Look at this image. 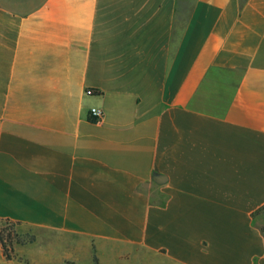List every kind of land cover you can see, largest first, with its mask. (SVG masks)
<instances>
[{
    "label": "crops",
    "instance_id": "crops-1",
    "mask_svg": "<svg viewBox=\"0 0 264 264\" xmlns=\"http://www.w3.org/2000/svg\"><path fill=\"white\" fill-rule=\"evenodd\" d=\"M262 208L264 0H0V264H264Z\"/></svg>",
    "mask_w": 264,
    "mask_h": 264
},
{
    "label": "trees",
    "instance_id": "trees-1",
    "mask_svg": "<svg viewBox=\"0 0 264 264\" xmlns=\"http://www.w3.org/2000/svg\"><path fill=\"white\" fill-rule=\"evenodd\" d=\"M90 121L96 122L92 118ZM261 210H264V208L256 211L255 214H258ZM5 223H7V222H5ZM11 225L13 226V224H11ZM10 229L11 228H9V227L0 228V248H1V252H2L3 257L8 261H10L14 258L13 250H12V240H11ZM5 232H7V234ZM28 241L32 242V238H30ZM16 243L21 244L22 241L17 240ZM93 260H94V264H97L95 257Z\"/></svg>",
    "mask_w": 264,
    "mask_h": 264
},
{
    "label": "rangeland",
    "instance_id": "rangeland-1",
    "mask_svg": "<svg viewBox=\"0 0 264 264\" xmlns=\"http://www.w3.org/2000/svg\"><path fill=\"white\" fill-rule=\"evenodd\" d=\"M29 1H30V3L38 4L41 0H29ZM190 2H191V0H181V3H182L183 5H189ZM254 219H255L254 221H255L256 223H258V221H259V216H258V214H256V215L254 216ZM4 227H9V228H11V229H10V233H11L12 247L15 246V245H18V243H16V241H17V240H20V239H22V238L17 236V234H16V232H15V230H14V225L12 226L11 224H9V223H5V222L0 223V228H4ZM5 233L7 234V232H5ZM24 240H29V238L27 239V237H26V238H24ZM28 242H29V241H28Z\"/></svg>",
    "mask_w": 264,
    "mask_h": 264
},
{
    "label": "built area",
    "instance_id": "built-area-1",
    "mask_svg": "<svg viewBox=\"0 0 264 264\" xmlns=\"http://www.w3.org/2000/svg\"><path fill=\"white\" fill-rule=\"evenodd\" d=\"M86 95H92V91L87 90ZM90 117L94 119L95 121H98L102 117V112L100 109L92 108L89 113Z\"/></svg>",
    "mask_w": 264,
    "mask_h": 264
}]
</instances>
